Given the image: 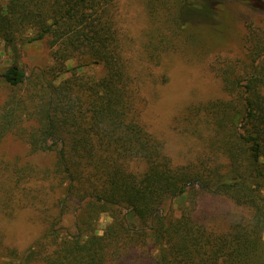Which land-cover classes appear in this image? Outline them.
I'll return each mask as SVG.
<instances>
[{
	"label": "trees",
	"instance_id": "1",
	"mask_svg": "<svg viewBox=\"0 0 264 264\" xmlns=\"http://www.w3.org/2000/svg\"><path fill=\"white\" fill-rule=\"evenodd\" d=\"M176 1L178 22L190 24L182 14L193 0ZM204 1L214 11L221 2ZM246 2L264 11V0ZM214 11L195 25L215 27ZM119 18V0L0 2V43L46 40L54 61L0 71V142L16 135L29 154L53 155L49 167L0 159V214L29 207L46 224L18 264H264V30L243 76L224 78L232 98L200 108L210 124L200 132V157L173 166L140 120ZM71 59L77 64L68 69ZM99 64L101 76L83 73ZM140 161L145 169L134 172ZM205 192L233 208L222 217L202 209L196 216ZM69 206L72 231L62 224ZM105 213L110 222L99 230Z\"/></svg>",
	"mask_w": 264,
	"mask_h": 264
},
{
	"label": "rangeland",
	"instance_id": "2",
	"mask_svg": "<svg viewBox=\"0 0 264 264\" xmlns=\"http://www.w3.org/2000/svg\"><path fill=\"white\" fill-rule=\"evenodd\" d=\"M199 1L193 0L194 5L182 14L193 19L191 25L181 26L176 0H119V42L124 59L131 64L130 73L137 80L139 117L145 129L163 143L173 166L185 165L200 157V132L206 134L210 125L209 117L200 108L232 98L224 78L243 76L251 66L248 50L257 45L256 34L264 30V11L248 6L246 0H221L215 10L218 15L215 27L195 25L214 17L213 2ZM0 2L5 4L6 0ZM53 63L46 40L18 43L13 48L0 43V71L16 64L29 72L35 67L48 68ZM76 64L77 60L71 59L65 66L69 69ZM83 71L99 77L105 69L99 64L89 65ZM69 75L70 71L59 80ZM3 96L4 91L0 101ZM0 159L11 163L28 160L39 167H49L53 155H31L22 139L7 135L0 142ZM131 169L141 173L145 164L134 162ZM178 205L174 204V212ZM73 208L69 206L62 218V224L70 231ZM232 208L228 198L205 192L197 201L195 215L200 217L202 209L222 217ZM109 222L110 217L102 214L98 229L102 230ZM45 229V222L29 207L17 210L11 217L0 214V264H8L10 259L18 264L17 259ZM144 245L149 248L150 243L147 241ZM11 251L16 252V260Z\"/></svg>",
	"mask_w": 264,
	"mask_h": 264
}]
</instances>
